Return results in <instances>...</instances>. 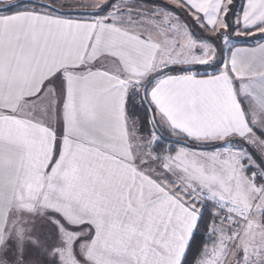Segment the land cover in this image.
<instances>
[{
    "label": "snow or ice",
    "instance_id": "obj_1",
    "mask_svg": "<svg viewBox=\"0 0 264 264\" xmlns=\"http://www.w3.org/2000/svg\"><path fill=\"white\" fill-rule=\"evenodd\" d=\"M0 264H264V0H0Z\"/></svg>",
    "mask_w": 264,
    "mask_h": 264
},
{
    "label": "crops",
    "instance_id": "obj_2",
    "mask_svg": "<svg viewBox=\"0 0 264 264\" xmlns=\"http://www.w3.org/2000/svg\"><path fill=\"white\" fill-rule=\"evenodd\" d=\"M251 38V37H250ZM244 40V39H243ZM252 39H250V41H251ZM256 40H257V37H256V39H254L253 41H255L254 43H247V42H243L242 43V46H254L255 45V43H256ZM249 41V40H248Z\"/></svg>",
    "mask_w": 264,
    "mask_h": 264
},
{
    "label": "rangeland",
    "instance_id": "obj_3",
    "mask_svg": "<svg viewBox=\"0 0 264 264\" xmlns=\"http://www.w3.org/2000/svg\"><path fill=\"white\" fill-rule=\"evenodd\" d=\"M241 41H243V42H247L248 44L249 43H254L255 41H253V40H251L250 41V37H242V38H239ZM244 39V40H243ZM249 40V41H248Z\"/></svg>",
    "mask_w": 264,
    "mask_h": 264
},
{
    "label": "trees",
    "instance_id": "obj_4",
    "mask_svg": "<svg viewBox=\"0 0 264 264\" xmlns=\"http://www.w3.org/2000/svg\"><path fill=\"white\" fill-rule=\"evenodd\" d=\"M252 40L256 39V37H251Z\"/></svg>",
    "mask_w": 264,
    "mask_h": 264
}]
</instances>
